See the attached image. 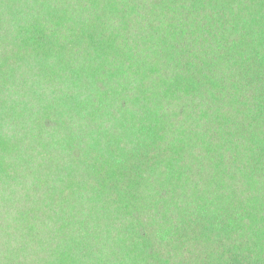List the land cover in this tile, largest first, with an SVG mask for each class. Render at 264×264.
<instances>
[{
	"label": "trees",
	"instance_id": "trees-1",
	"mask_svg": "<svg viewBox=\"0 0 264 264\" xmlns=\"http://www.w3.org/2000/svg\"><path fill=\"white\" fill-rule=\"evenodd\" d=\"M0 264H264V0H0Z\"/></svg>",
	"mask_w": 264,
	"mask_h": 264
}]
</instances>
